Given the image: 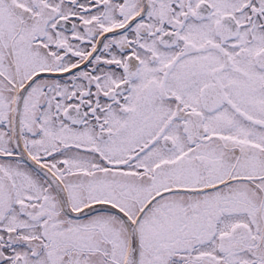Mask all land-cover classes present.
<instances>
[{
	"label": "snow or ice",
	"instance_id": "1",
	"mask_svg": "<svg viewBox=\"0 0 264 264\" xmlns=\"http://www.w3.org/2000/svg\"><path fill=\"white\" fill-rule=\"evenodd\" d=\"M0 264H264V0H0Z\"/></svg>",
	"mask_w": 264,
	"mask_h": 264
}]
</instances>
